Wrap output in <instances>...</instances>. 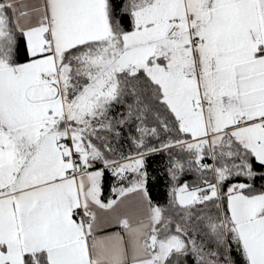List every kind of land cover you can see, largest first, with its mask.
I'll return each mask as SVG.
<instances>
[{
  "label": "snow or ice",
  "instance_id": "snow-or-ice-1",
  "mask_svg": "<svg viewBox=\"0 0 264 264\" xmlns=\"http://www.w3.org/2000/svg\"><path fill=\"white\" fill-rule=\"evenodd\" d=\"M0 264H264V0H0Z\"/></svg>",
  "mask_w": 264,
  "mask_h": 264
}]
</instances>
